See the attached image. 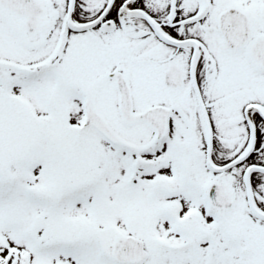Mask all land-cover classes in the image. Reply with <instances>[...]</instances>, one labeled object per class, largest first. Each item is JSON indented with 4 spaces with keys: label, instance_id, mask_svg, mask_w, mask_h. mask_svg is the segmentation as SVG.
<instances>
[{
    "label": "snow or ice",
    "instance_id": "obj_1",
    "mask_svg": "<svg viewBox=\"0 0 264 264\" xmlns=\"http://www.w3.org/2000/svg\"><path fill=\"white\" fill-rule=\"evenodd\" d=\"M0 264H264V0H0Z\"/></svg>",
    "mask_w": 264,
    "mask_h": 264
}]
</instances>
